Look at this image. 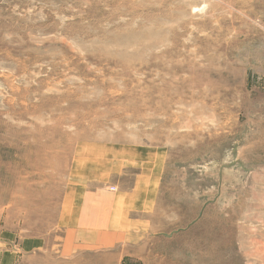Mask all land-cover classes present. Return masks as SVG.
Wrapping results in <instances>:
<instances>
[{"label":"rangeland","instance_id":"1","mask_svg":"<svg viewBox=\"0 0 264 264\" xmlns=\"http://www.w3.org/2000/svg\"><path fill=\"white\" fill-rule=\"evenodd\" d=\"M8 229L13 264H264V0H0Z\"/></svg>","mask_w":264,"mask_h":264},{"label":"crops","instance_id":"2","mask_svg":"<svg viewBox=\"0 0 264 264\" xmlns=\"http://www.w3.org/2000/svg\"><path fill=\"white\" fill-rule=\"evenodd\" d=\"M16 231L8 229L7 232H0V264H13L19 255L31 253L30 248H34L33 238L25 236L17 237ZM19 239H22L19 241ZM39 246L36 245L37 249Z\"/></svg>","mask_w":264,"mask_h":264},{"label":"bare ground","instance_id":"3","mask_svg":"<svg viewBox=\"0 0 264 264\" xmlns=\"http://www.w3.org/2000/svg\"><path fill=\"white\" fill-rule=\"evenodd\" d=\"M258 241V240H257ZM264 247V246H263Z\"/></svg>","mask_w":264,"mask_h":264}]
</instances>
